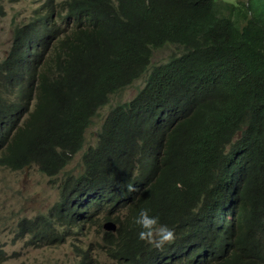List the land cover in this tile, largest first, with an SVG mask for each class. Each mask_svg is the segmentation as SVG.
Returning a JSON list of instances; mask_svg holds the SVG:
<instances>
[{
  "label": "clouds",
  "instance_id": "1",
  "mask_svg": "<svg viewBox=\"0 0 264 264\" xmlns=\"http://www.w3.org/2000/svg\"><path fill=\"white\" fill-rule=\"evenodd\" d=\"M49 6L46 0L28 21L13 28V44L0 61V167L44 174L55 189L47 207L20 218L17 236L35 251L56 250L71 241L75 264H264V218L256 207L264 194V161L240 152L248 139L262 143L264 155V101L248 104V94L237 93L239 88L232 85L223 94L205 89L187 99L178 90L179 104L152 105L141 96L148 86V73H142L98 109L72 151L51 109L41 106L39 96L47 88L38 87V77L61 39L68 35L67 42H78L73 33L60 31L45 44L34 43L32 51L43 50V56L34 86L26 93L22 65L27 62L19 69L4 64L16 47V29ZM135 83L143 86L122 101L120 94ZM124 103L139 116L117 118L120 133L111 130L108 139L124 145L129 137L137 143L130 170L113 147L103 145L111 154L97 152L110 111ZM104 110L97 142L86 148V133ZM180 127L186 133L183 146L169 140ZM215 142L222 144L220 150ZM174 144L178 147L168 163L152 152H165ZM81 151L82 168L67 172ZM6 252L0 246V257Z\"/></svg>",
  "mask_w": 264,
  "mask_h": 264
},
{
  "label": "trees",
  "instance_id": "2",
  "mask_svg": "<svg viewBox=\"0 0 264 264\" xmlns=\"http://www.w3.org/2000/svg\"><path fill=\"white\" fill-rule=\"evenodd\" d=\"M48 9L16 29V47L4 64L19 69L27 62L22 65L29 84L23 87L26 93L34 86L43 56V50L32 51L34 43L45 44L60 31L73 33L78 42H67L68 35L61 39L38 77V87L47 88L39 96L41 106L51 109L72 151L98 109L142 73H148V86L141 96L152 105L179 104L178 90L187 99L205 89L223 94L232 85L239 88L237 93L248 94V104L264 101V0H50ZM164 47L170 48L169 57L154 64L153 52ZM128 114L139 116L128 103L112 108L97 152L111 154L103 145L113 147L130 170L137 143L129 137L124 145L108 139L111 130L120 133L116 123ZM226 130L225 124L220 126V133ZM185 137L180 127L169 140L183 146ZM215 146L220 150L222 144ZM262 146L247 139L240 152L264 161ZM177 147L152 152L168 163ZM256 207L264 218V194Z\"/></svg>",
  "mask_w": 264,
  "mask_h": 264
},
{
  "label": "rangeland",
  "instance_id": "3",
  "mask_svg": "<svg viewBox=\"0 0 264 264\" xmlns=\"http://www.w3.org/2000/svg\"><path fill=\"white\" fill-rule=\"evenodd\" d=\"M45 1L0 0V61L8 55L13 44V28L28 21ZM170 53L169 47L156 50L153 62H164ZM142 86L143 83L133 84L120 94V99H130ZM104 113L105 110L94 119L87 131L86 148L97 142V132ZM83 151L74 157L66 168L67 172H77L82 168ZM54 197L55 189L47 183L44 174L39 175L34 171L14 173L0 167V246L7 251L0 257L1 264H75L77 256L71 241L56 250L35 251L28 248L25 239L18 237L15 231V226L18 227V221L24 214L44 209Z\"/></svg>",
  "mask_w": 264,
  "mask_h": 264
}]
</instances>
